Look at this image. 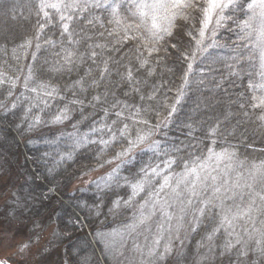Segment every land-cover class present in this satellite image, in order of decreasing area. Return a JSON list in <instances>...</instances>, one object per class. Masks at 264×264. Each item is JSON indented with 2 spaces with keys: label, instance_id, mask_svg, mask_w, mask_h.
I'll return each mask as SVG.
<instances>
[{
  "label": "trees",
  "instance_id": "obj_1",
  "mask_svg": "<svg viewBox=\"0 0 264 264\" xmlns=\"http://www.w3.org/2000/svg\"><path fill=\"white\" fill-rule=\"evenodd\" d=\"M156 2L157 0H108L109 5L119 6V14L113 16L111 7L97 11L103 18L102 22L112 21L106 27L121 36L127 25L139 24V30L134 28L133 32L140 38V43L146 46L153 31L158 32L160 28L167 26L168 22L164 17L168 13L163 10L156 13L155 23L159 27L153 29L151 11L144 9L148 15L142 16L136 5ZM38 3L39 0H0V80L19 77L16 87L12 89V97L4 90L7 85L0 87V103L8 105L7 114L4 109H0V226L11 227L12 232L9 234H16L18 244L27 240L33 232L36 233L33 236L29 264H147L146 260H142L137 246L146 255V245L152 246L154 238L147 230L134 229L133 225L139 217L141 205L150 198L151 185L158 187L156 181L162 182L161 177L154 178L151 185L146 184L145 192L135 196L129 206L113 209V202L118 199L128 200L132 195L129 185L138 179L140 168L158 161H153L151 152H134V159L126 163L113 161L108 164L105 161L112 159L114 150L106 148L101 152L104 145L89 142L100 138L108 139L106 132H94L93 129L101 127L103 108L109 107L111 101L109 105L96 108L89 107L87 103L94 95H103L106 85L101 84L88 92H79L80 99L87 97L83 106L69 103L74 98L69 88L84 76L88 65L78 66L69 73L62 63L57 64L56 52L61 51V38L55 29L49 31L46 28L39 41L35 39L37 16L33 5ZM200 3L206 6L205 0H200ZM251 3L253 0H235L234 5L225 9L227 19L224 21L225 26L216 31V46L199 54L195 61H189L193 64L188 76L189 84L184 87V97L177 106L175 123L166 130L168 140H184L180 125L191 123L197 129L198 140L202 141L200 149H204L205 145L216 152L227 148L230 152H235L237 159L247 164L264 160V125L244 117L234 101L241 93L250 94L247 88L249 76L253 83L260 82L259 60L253 55L252 62L247 63L246 54L241 78L232 75V71L235 67L234 57L237 55L235 49L241 43L238 39V25L253 14L249 8ZM256 4H259V0H256ZM255 11L258 16L259 7ZM201 15L197 12L193 19L178 22L186 24L185 38L182 40L185 48L195 50V41L190 40L186 33L191 31L198 36L202 27L199 23ZM252 23L254 27L258 26V20H253ZM5 36L7 42L3 40ZM45 37L54 41V44L46 43ZM111 39L113 38L105 37L98 42L104 43ZM27 41H31V45L21 48ZM37 43L40 44L39 49L36 48ZM206 43L211 41L206 39ZM136 46L137 42L134 40L128 41L124 46L122 54H127L129 59H124L123 64L131 67L136 63L131 51ZM144 56L148 57L147 51H144ZM148 59L150 66L156 69L155 75L138 78H146L149 89L153 83L157 86L163 84L161 91L167 96V103H173L182 87L184 74L189 71L187 63L175 55H170L158 65L151 63L152 57ZM29 67L34 69L29 89L41 83L49 84L47 91H51L52 87L62 90L65 101L60 102L59 96L54 93L55 98L48 101L49 107L40 104V110L34 109L33 112V117L39 115L45 122L37 125L32 133L21 135L16 125L24 118L30 103L48 99L43 89L37 93L25 89L24 78L29 74ZM121 71L123 72V68ZM86 79L89 83L91 79H99V72L93 70ZM112 79L119 81L118 76ZM127 90L125 85L116 88V97L124 100V91ZM111 91L109 89V96ZM132 99L130 94L129 102ZM160 99L163 100L164 96ZM13 102L17 104L15 109L11 107ZM65 103H69V118L59 123L53 122ZM218 121L227 133L235 135L214 138L216 143L213 144V138L207 137V129L215 126ZM14 132L23 139L22 147ZM85 136L88 139H84ZM154 139H159L163 144L165 138L162 133H158ZM115 150L118 151L119 148ZM204 155H207L206 151ZM118 164L120 167L114 173ZM104 169H107L104 173L94 176ZM182 170V166L176 168L173 175ZM50 189L53 191H49ZM216 211L219 212V209ZM85 224L92 231L91 237ZM204 224L207 225L208 221L205 220ZM206 235L203 227L196 232L191 231L183 247L180 244L172 247L173 255L167 260V264H200L203 256L209 257L208 264H227L225 258L216 255L217 243L228 239L227 234L213 243L212 253L208 251ZM232 239L234 242V237Z\"/></svg>",
  "mask_w": 264,
  "mask_h": 264
},
{
  "label": "snow or ice",
  "instance_id": "obj_2",
  "mask_svg": "<svg viewBox=\"0 0 264 264\" xmlns=\"http://www.w3.org/2000/svg\"><path fill=\"white\" fill-rule=\"evenodd\" d=\"M205 2L207 6L201 4L200 0H157L153 4L136 5L141 10L142 16L148 15V12L143 11L144 9L151 11L153 29L159 27L155 23L156 13L160 10L168 13L164 17L168 22L167 26L160 28L158 32L153 31L149 44L145 46L140 43V38L133 32L134 28L139 30V24L127 25L122 36L106 27V24H111L112 21L102 22L103 18L99 16L97 10L111 7L113 16L119 14V6L109 5L108 0H39L38 4L33 5L37 16L35 39L39 41L41 35L45 34L46 28L49 31L55 29L61 38L59 45L61 51L56 52L57 64L62 63L69 73L78 66L88 65L84 76L77 79L69 88L74 97L69 102L71 105L83 106L85 104L87 97L80 99L79 92H88L93 88H98L101 84L106 85L103 95L98 93L87 101L88 106L92 108L109 105L111 101L109 107L103 108L101 127L93 129L94 132H106L108 139L100 138L98 141H89L104 145L101 152L106 148L114 150L112 159L105 163L111 164L113 161L126 163L134 159V152H151L153 161H158L147 163L140 168L138 179L129 185L132 188V195L128 200L118 199L113 202V209L129 206L135 196L145 192L146 184L151 185L154 178L161 177L162 182L156 181L158 187L151 185L150 198L145 201L144 205H141L139 217L133 225L134 229H144L148 233L152 232L153 227L156 229V237L152 240V246L146 245V255L137 246L142 260H146L147 264H167V260L173 255V248L165 244L161 250L160 233L167 231L172 234L175 231L173 238L179 242L180 247H183L179 227L175 225L182 226L183 222L191 216L190 230L196 232L199 228H204L207 233L205 239L208 241L209 253L214 251L213 243L220 241L226 233L228 239L217 243L216 255L225 258L227 264H264V161L260 164H252L248 168L247 175L242 171L235 172L233 178L235 170L230 165L225 170H221L219 163L224 160H233L235 152H230L227 148L216 152L207 145L204 149H200L199 144L202 141L198 140L197 129L191 123L180 125L184 140L178 138L168 140L167 138L166 130L175 123L174 118L178 113L177 106L184 97V87L189 84L188 76L193 68V64L189 61H195L199 54L206 52L209 47L216 46L215 28L210 37L206 36L208 25L212 23L213 15H215L217 17L216 27L225 26L224 21L227 19L225 9L235 4V0H205ZM257 7L260 9L258 16L255 11ZM249 8L253 14L243 24L238 25L240 28L238 39L241 43L235 49L237 55L234 57L235 67L232 75L240 79V73L245 67L246 54L247 63L252 62L254 55L259 60L260 82L253 83L249 76L247 88L250 94L241 93L234 103L242 111L244 117L264 125V0H259V4L253 0ZM197 12L202 14L199 19L202 27L198 36L191 31L186 33L190 40L195 41V50H193L183 46L186 24L178 22L193 19ZM253 20H258V26L254 27ZM105 37L113 39L105 40L104 43L98 42ZM206 39L211 43H206ZM3 40L7 42V37H3ZM133 40L137 42V46L131 50L136 63L129 67L123 64V60L129 57L122 53L127 42ZM45 42L54 44V41L46 37ZM30 45L31 41H27L20 47ZM39 47L40 44L37 43L36 48L39 49ZM144 51H147L148 57H152L151 63L157 65L170 55L182 58L187 63L189 71L184 74L182 87L178 90L173 103H167V96L161 91L163 84L157 86L153 83L149 89L147 79L138 78L153 77L156 73V69L150 66L148 57L144 56ZM153 53L156 55L153 56ZM93 70L99 72V79H91L89 83L86 77H90ZM33 71L34 69L29 67V74L24 78L25 89L32 93L43 89L48 99L30 103L28 98H25L30 106L25 110L22 121L16 125L21 135L32 133L37 125L45 122L39 115L33 117V112L34 109L40 110V104L49 107L48 101L55 98L54 93L59 96L60 102L65 101V97L61 94L62 90L52 87L51 91H47L49 84L41 83L29 89L28 85L32 80ZM116 76L119 77L118 82L112 79ZM17 80L19 77L12 80H0V87L7 85L4 90L9 97L14 95L12 89L16 87ZM121 85H125L128 89L124 91V100L116 97L115 89ZM141 85L144 87L142 88ZM109 89L112 90L111 96H109ZM130 94L133 97L131 102L128 100ZM161 96H164L163 100L160 99ZM69 103H65L64 108L58 110L59 114L54 117L53 122L59 123L69 118L67 116ZM11 107L15 109L16 102H13ZM7 108L8 105L0 103V109H4L5 114H7ZM158 133H162L165 138L163 144L159 139H154ZM228 135L234 136L235 133H227L219 121L215 126L207 129V137L213 138V144L216 143L214 138ZM84 139H88L87 136ZM116 148L119 150L116 151ZM205 151L207 155H204ZM213 161L216 162L215 166L212 164ZM181 166L183 170L173 175L175 169ZM100 167H103V164H100ZM119 167L120 164L117 165V169H114V173ZM240 167L243 168L244 165L241 164ZM124 179L126 183H129L127 178ZM208 192L211 196L204 195ZM238 200L241 203H237ZM245 201L246 206H242ZM149 203L151 210L146 208ZM217 209L219 212L216 211ZM254 213L260 215L255 216ZM157 216L160 219H155ZM205 220L208 221L207 225L204 224ZM237 222L240 224V232H236ZM73 223L76 222L73 221ZM249 224L252 226L251 230L247 226ZM257 224H260V227H256ZM11 232V227L0 226V248H15L12 254L0 255V264H29V255L34 244L33 236L36 233L33 232V235L19 244H13L12 241L16 239V234L9 235ZM61 234L64 235V233ZM257 257L259 259H256ZM208 260L209 257L203 256L200 264H208ZM63 264H68V262H63Z\"/></svg>",
  "mask_w": 264,
  "mask_h": 264
},
{
  "label": "rangeland",
  "instance_id": "obj_3",
  "mask_svg": "<svg viewBox=\"0 0 264 264\" xmlns=\"http://www.w3.org/2000/svg\"><path fill=\"white\" fill-rule=\"evenodd\" d=\"M207 6V5H206ZM216 16L215 15H213V20H212V23L211 24H209L208 25V32L206 33V36H208V37H210L211 36V32H212V30L215 28V31H217V30H219V28L220 27H216V24H215V21H216ZM1 118V117H0ZM15 133V132H14ZM15 134H17V133H15ZM18 135V134H17ZM17 138H18V141H19V144H20V147H22L21 146V144H23V139L18 135L17 136ZM264 161V160H263ZM260 162L261 161H254V162H251V163H249V164H247V163H245L244 161H242V160H239V159H237L236 157L233 159V160H231V161H228V160H224V161H222V162H220L219 163V168L221 169V170H225L226 169V167L228 166V165H230L231 166V168L232 169H234L235 171L233 172V178L235 177V172H240V171H242V172H244V174L245 175H247V172H248V168L252 165V164H260ZM212 164H213V166H215V164H216V162L215 161H213L212 162ZM241 164H243L244 165V167L243 168H241L240 167V165ZM107 169H104L103 171H100L99 173H96L94 176H96V175H98V174H100V173H104V171H106ZM93 176V177H94ZM92 177V178H93ZM205 196H211V193L210 192H208V193H205L204 194ZM147 200H149V199H147ZM146 200V201H147ZM173 203H174V207L176 206L175 205V202L173 201ZM237 203H241L239 200L237 201ZM246 201L245 202H243V204H242V206H246ZM257 203H259V201L257 202ZM144 204H145V202H144ZM143 204V205H144ZM146 208L148 209V210H151V204L149 203L148 205H146ZM141 211V210H140ZM177 211H178V208H177ZM253 215H255V216H259L260 214L259 213H254ZM155 219H160V217L159 216H157ZM192 220V217L191 216H189L188 218H187V220L185 221V222H183V224H182V226L181 225H175V221H173V224L176 226V227H179V235L181 236V238H182V240H183V244H185L186 242H187V240H188V238H189V235H190V232H191V230H190V221ZM248 227H249V229L251 230V225L249 224V225H247ZM85 227H86V231H87V233L90 235V237L92 236V231L90 230V228H89V226H87L86 224H85ZM256 227H260V224H257L256 225ZM235 228H236V232H240L241 231V228H240V224H239V222H237L236 224H235ZM151 234H152V238H155L156 237V229H155V227H153V229H152V232H151ZM175 231H173V233L172 234H169L167 231H165V232H162V233H160V235H161V237H162V240H161V243L163 244V245H160V247L163 249V246L165 245V244H169V245H171L172 247H176L178 244H179V242L178 241H176L173 237L175 236ZM10 235V234H9ZM16 241V242H15ZM18 240H14V241H12V243L13 244H18V242H17ZM15 252V248L13 247V248H0V255H2V254H4V253H7V254H12V253H14ZM52 261H53V259H52Z\"/></svg>",
  "mask_w": 264,
  "mask_h": 264
}]
</instances>
